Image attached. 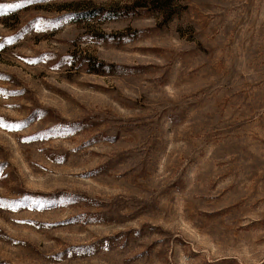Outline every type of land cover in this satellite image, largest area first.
I'll list each match as a JSON object with an SVG mask.
<instances>
[{
	"label": "rangeland",
	"instance_id": "374dc122",
	"mask_svg": "<svg viewBox=\"0 0 264 264\" xmlns=\"http://www.w3.org/2000/svg\"><path fill=\"white\" fill-rule=\"evenodd\" d=\"M0 11V264H264V0Z\"/></svg>",
	"mask_w": 264,
	"mask_h": 264
},
{
	"label": "snow or ice",
	"instance_id": "6c2138e0",
	"mask_svg": "<svg viewBox=\"0 0 264 264\" xmlns=\"http://www.w3.org/2000/svg\"><path fill=\"white\" fill-rule=\"evenodd\" d=\"M36 0H21L20 3L12 4V5H5V6H0V8L3 9H19L22 8L25 4H32L35 3ZM4 14L3 11H0V15Z\"/></svg>",
	"mask_w": 264,
	"mask_h": 264
},
{
	"label": "trees",
	"instance_id": "16d2710c",
	"mask_svg": "<svg viewBox=\"0 0 264 264\" xmlns=\"http://www.w3.org/2000/svg\"><path fill=\"white\" fill-rule=\"evenodd\" d=\"M96 14H102V10H101V12L97 11ZM106 14H107L106 16H108V17H110V18L113 16V13H112V15H111L109 11H106ZM96 71H102V70L97 69Z\"/></svg>",
	"mask_w": 264,
	"mask_h": 264
}]
</instances>
